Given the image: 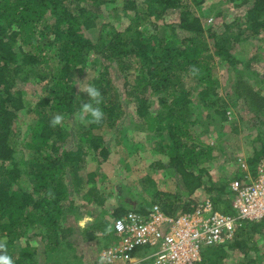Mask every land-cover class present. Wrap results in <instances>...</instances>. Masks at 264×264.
I'll return each instance as SVG.
<instances>
[{
  "label": "trees",
  "instance_id": "obj_1",
  "mask_svg": "<svg viewBox=\"0 0 264 264\" xmlns=\"http://www.w3.org/2000/svg\"><path fill=\"white\" fill-rule=\"evenodd\" d=\"M203 1L0 0V238L7 237L16 264H38V258H48L62 244L74 248L67 240L74 235L76 219L83 216L75 199L87 204L93 199L103 207L105 196L96 181L104 175L100 169L87 172L86 157L92 154L88 160L98 166L106 161L107 126L119 121L129 100L144 139L156 140V151L166 157L155 165L174 179L172 192H152L150 206L158 204L165 214L176 216L191 211L202 194L216 210L233 215L227 187L244 171L239 165H225L229 177L219 179L205 166L218 156L217 140H205L210 128L204 124L209 120L217 129L224 123L235 125L229 122L230 104L209 57L226 63V72L233 76L224 88H231L235 100L241 98L252 113L240 123L246 128L263 126L249 135L251 151L245 162L253 172L264 159V71L251 67V57L242 60L238 48L241 53L248 40L264 47V0H241L231 15L217 11L200 16ZM115 2L130 18L123 30H107L100 19L101 7ZM170 11L176 13V22H166ZM130 67L133 72L127 73ZM88 69L93 71L91 84L103 95L105 117L99 124L79 122L77 135H69L67 127H52L50 121L58 113L75 114L79 104L90 101L74 86ZM187 77L194 78L188 87L183 85ZM113 79L122 80L119 88ZM28 84L34 88L30 93ZM25 95L37 99L30 102ZM22 111L35 115L25 142L35 153L29 161L25 149L17 147L16 124ZM143 184L150 187L155 181L146 175ZM114 196L111 218L149 208L135 198L137 204L133 202L131 189L128 196ZM108 228L109 221L99 215L79 234L84 241L99 243L114 238ZM262 231L263 221H242L231 238L203 247L195 264H221L232 253L241 255L236 264H264L257 240ZM135 251H143L144 264H150L147 249Z\"/></svg>",
  "mask_w": 264,
  "mask_h": 264
},
{
  "label": "rangeland",
  "instance_id": "obj_2",
  "mask_svg": "<svg viewBox=\"0 0 264 264\" xmlns=\"http://www.w3.org/2000/svg\"><path fill=\"white\" fill-rule=\"evenodd\" d=\"M240 1L241 0H204L198 7V14L201 16L213 14L217 11H223L231 15L237 9V7H234L235 4ZM120 7L121 4L118 2L106 4L101 7L102 16L100 19L103 23L108 24L107 30L111 28L110 26L116 28L117 30H123L129 23V15H124ZM165 17L167 23L176 22L178 20L176 13L172 11L168 12ZM95 35L96 31L92 34L93 39H95ZM248 42H251V40L244 42L241 48V53H239L238 48V56H241L243 58L242 60L245 61L251 57L249 63L251 67L263 72L264 47L258 46V42L256 41H252L251 43ZM51 53L52 54H49L50 56L55 55V53ZM209 59L211 64H213L215 74L218 78V87L224 95L225 100H228L230 104L229 111H231V113L229 120L231 121L229 122H235V125L232 123H224V127L221 129H217L214 122H210L209 120H207L209 122L208 124H204L210 128V132L206 135L205 140L209 142V144L215 143L214 139L217 140V148L214 154L218 156L216 159L208 162L205 166L208 167L213 178L218 176L219 179H222L221 177L223 176H226L227 178L229 177V174L224 173L223 171L225 165L229 167H236L239 165V160L245 161L246 156L251 151L249 147L250 136L254 135L257 130L262 129L263 126L259 129L256 127L246 128L240 123L246 118L251 117L252 113H247L246 107L241 98L235 100V95L231 88H224L225 86L231 84V76H233V73L228 74L226 72L225 62L214 61L212 56H210ZM245 61H243V65L245 64ZM51 63L52 62H50V64ZM132 69L133 67H130L126 72L132 73ZM77 79V81L74 80V86L76 87L78 93L81 92L84 94L85 92L81 91V84L91 83V80L93 79V71L88 69L84 75L78 77ZM193 80L194 78L187 77L184 79L183 85L188 87ZM113 81L119 88L122 80L113 79ZM250 82L252 81L250 80ZM27 86L29 93L32 92L34 89L33 86L30 84ZM25 97L29 98L30 96L27 97L25 95ZM36 99L37 98L35 97H30L28 100L30 102H34ZM127 102V107H124V113L120 117L119 121H117L113 126H107V130H109L106 136L107 139H110V143L109 156L106 161L98 166L94 159L88 160L92 154L86 157V171L92 172L100 169L99 174L104 175L103 178L98 177L96 181L102 189L101 194H104L105 196V199L103 200V207H101L97 201H93L92 198L89 204L86 203L87 201L83 202V199H75L74 203L79 206L78 211H81L83 216L80 219H76L74 235L67 240L74 243V248L69 249L62 244L59 246L57 252L53 255L50 254L48 258H38V264H95L96 261L107 264L104 259V254L106 252V248L115 241L114 238L110 236L105 239L102 238L99 240V243L95 245V240L91 242L83 240L82 236L79 234L80 229L87 224L94 222V217L95 220H97L99 215L101 217L104 215L106 220L110 223V228L108 229L111 230V221L113 218L110 217L109 211L115 206L116 199L114 194L116 193L128 196L129 189H131L134 196L133 202L135 198V200H139L143 205L149 207L150 201L154 199L152 198V192L155 190L172 192L175 189L174 179L169 171L155 165V162L157 161H165V155L156 151V140L144 139V132L141 131L137 125V122H140L141 120L135 115L132 101L129 100ZM45 110H47V108H45ZM204 114L205 111L203 110L201 116L204 117ZM34 118L35 115L33 113L28 114L22 111L19 114V120L16 124V129L20 134L18 136L17 147L23 150L25 149V158L27 161L31 160L35 154L33 150L25 147V142L30 139L31 124ZM79 122L80 121L76 118L75 114L66 115L62 128L64 129V127H67V134L69 135H77L80 128ZM76 141L77 138L74 142ZM146 175L151 176V178L155 181L154 185L149 187L147 184H143V179ZM21 181L23 182V179H21ZM90 185H95V182ZM101 194L97 195L101 196ZM204 196L205 195L201 194L200 200H202ZM83 203L85 205H83ZM81 204L82 206L80 207ZM135 204H133V206ZM233 214H235L234 211ZM89 217L90 220H88ZM257 238L255 239L258 240V245L260 247L258 249V254L260 259H262L263 257L261 254L264 253V231L260 234L258 233ZM253 255V253H250L249 257L252 258ZM68 256L70 259L67 258ZM240 258L241 255L232 253L225 261L223 260L221 264H236L237 260ZM262 262L264 263V260Z\"/></svg>",
  "mask_w": 264,
  "mask_h": 264
},
{
  "label": "built area",
  "instance_id": "obj_3",
  "mask_svg": "<svg viewBox=\"0 0 264 264\" xmlns=\"http://www.w3.org/2000/svg\"><path fill=\"white\" fill-rule=\"evenodd\" d=\"M239 165L241 179H231L227 187L235 214L216 210L205 197L176 216L155 203L145 213L125 212L111 221L115 241L106 248L105 261L123 260L142 248L148 250L151 264H195L203 247L231 238L242 221L264 222V159L253 172L245 161L239 160Z\"/></svg>",
  "mask_w": 264,
  "mask_h": 264
},
{
  "label": "clouds",
  "instance_id": "obj_4",
  "mask_svg": "<svg viewBox=\"0 0 264 264\" xmlns=\"http://www.w3.org/2000/svg\"><path fill=\"white\" fill-rule=\"evenodd\" d=\"M81 91L87 93L90 97L89 102L79 104V108L75 113L76 118L81 123H102L105 117V113L101 107L104 102L103 95L99 88L94 84L84 83L81 84ZM66 119V114H55L50 125L52 127L63 126V122ZM0 264H16L15 257L8 252V239L7 237L0 238Z\"/></svg>",
  "mask_w": 264,
  "mask_h": 264
},
{
  "label": "crops",
  "instance_id": "obj_5",
  "mask_svg": "<svg viewBox=\"0 0 264 264\" xmlns=\"http://www.w3.org/2000/svg\"><path fill=\"white\" fill-rule=\"evenodd\" d=\"M95 245H97V243H95ZM143 256H144L143 251H135L131 255V257H130L131 259H129L128 261H127V258H124L123 260H114L110 263L108 262L107 264H144ZM150 264H151V262H150Z\"/></svg>",
  "mask_w": 264,
  "mask_h": 264
}]
</instances>
